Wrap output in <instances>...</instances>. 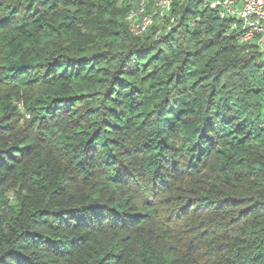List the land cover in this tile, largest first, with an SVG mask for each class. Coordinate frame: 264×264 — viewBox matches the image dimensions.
<instances>
[{
  "label": "trees",
  "instance_id": "1",
  "mask_svg": "<svg viewBox=\"0 0 264 264\" xmlns=\"http://www.w3.org/2000/svg\"><path fill=\"white\" fill-rule=\"evenodd\" d=\"M138 2L0 0V264H264V63Z\"/></svg>",
  "mask_w": 264,
  "mask_h": 264
},
{
  "label": "built area",
  "instance_id": "2",
  "mask_svg": "<svg viewBox=\"0 0 264 264\" xmlns=\"http://www.w3.org/2000/svg\"><path fill=\"white\" fill-rule=\"evenodd\" d=\"M138 1V5L125 17L134 35L145 33L157 22L167 31L176 25L175 18L170 17L171 0ZM201 1L204 8L215 10L220 19L227 20L228 31L238 33L239 44L245 46L257 62L264 63V0ZM160 31L158 29L156 36Z\"/></svg>",
  "mask_w": 264,
  "mask_h": 264
},
{
  "label": "rangeland",
  "instance_id": "3",
  "mask_svg": "<svg viewBox=\"0 0 264 264\" xmlns=\"http://www.w3.org/2000/svg\"><path fill=\"white\" fill-rule=\"evenodd\" d=\"M127 15H128V13H127ZM127 15H126V16H127ZM168 23H169V22H168Z\"/></svg>",
  "mask_w": 264,
  "mask_h": 264
}]
</instances>
